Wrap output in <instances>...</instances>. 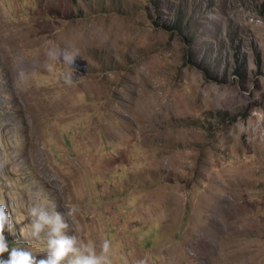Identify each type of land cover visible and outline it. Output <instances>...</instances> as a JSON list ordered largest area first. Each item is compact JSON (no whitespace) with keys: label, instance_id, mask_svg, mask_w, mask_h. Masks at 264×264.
Here are the masks:
<instances>
[{"label":"rangeland","instance_id":"1","mask_svg":"<svg viewBox=\"0 0 264 264\" xmlns=\"http://www.w3.org/2000/svg\"><path fill=\"white\" fill-rule=\"evenodd\" d=\"M41 202L112 264H264V0H0V259Z\"/></svg>","mask_w":264,"mask_h":264},{"label":"clouds","instance_id":"2","mask_svg":"<svg viewBox=\"0 0 264 264\" xmlns=\"http://www.w3.org/2000/svg\"><path fill=\"white\" fill-rule=\"evenodd\" d=\"M78 50L72 53H66L63 61L67 64H74ZM48 56L52 60L59 59L60 56L50 50ZM67 83H71V76L65 78ZM76 209L70 208L68 215H74ZM29 215L33 217L31 236L37 239L41 238L40 233L47 226L50 231L47 232L48 254L46 258L36 259L30 251L13 248L8 259H0V264H112L110 258V241L105 239L98 246L93 243L78 242L75 236L65 234V229L69 225L64 221L62 215L55 211L53 206L50 215L47 206L44 203H38L29 209ZM8 231L12 230V222L5 206L0 204V254L8 251V245L4 236L5 226ZM99 247V252H97ZM137 264H147V260H139Z\"/></svg>","mask_w":264,"mask_h":264},{"label":"bare ground","instance_id":"3","mask_svg":"<svg viewBox=\"0 0 264 264\" xmlns=\"http://www.w3.org/2000/svg\"><path fill=\"white\" fill-rule=\"evenodd\" d=\"M31 158H33L34 159V161L35 162H37L36 160H35V155L34 154H32L31 155ZM38 163V162H37ZM39 164V163H38ZM39 171H44V173L42 174L44 177H48V174H47V170H45V168H43V167H41L40 169H39ZM56 192V191H55Z\"/></svg>","mask_w":264,"mask_h":264}]
</instances>
